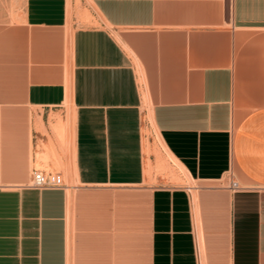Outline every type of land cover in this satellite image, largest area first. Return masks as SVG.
<instances>
[{"label": "crops", "instance_id": "1", "mask_svg": "<svg viewBox=\"0 0 264 264\" xmlns=\"http://www.w3.org/2000/svg\"><path fill=\"white\" fill-rule=\"evenodd\" d=\"M0 264H264V0H0Z\"/></svg>", "mask_w": 264, "mask_h": 264}, {"label": "built area", "instance_id": "2", "mask_svg": "<svg viewBox=\"0 0 264 264\" xmlns=\"http://www.w3.org/2000/svg\"><path fill=\"white\" fill-rule=\"evenodd\" d=\"M61 186V180L58 174H49L38 170L32 173L29 182V187L36 190L58 189ZM230 188L236 189V183L231 182Z\"/></svg>", "mask_w": 264, "mask_h": 264}]
</instances>
